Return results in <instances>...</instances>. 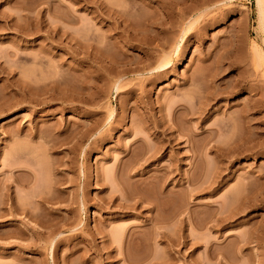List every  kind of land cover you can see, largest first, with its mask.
<instances>
[{"label": "rangeland", "instance_id": "obj_1", "mask_svg": "<svg viewBox=\"0 0 264 264\" xmlns=\"http://www.w3.org/2000/svg\"><path fill=\"white\" fill-rule=\"evenodd\" d=\"M255 4L0 0V264H264Z\"/></svg>", "mask_w": 264, "mask_h": 264}, {"label": "bare ground", "instance_id": "obj_2", "mask_svg": "<svg viewBox=\"0 0 264 264\" xmlns=\"http://www.w3.org/2000/svg\"><path fill=\"white\" fill-rule=\"evenodd\" d=\"M204 1H205V0H204ZM202 2H203V1H202ZM255 2H256L255 5H256L257 15H258V23H259V25H260V27H261V29H262L263 34H264V0H255ZM180 13H182V12H180ZM184 13H185V12H184ZM181 16H182V14H181ZM263 40H264V38H263ZM260 55H261V54H260ZM111 60H113V59H111ZM163 61H164V60H163ZM166 61H167V60H166ZM166 61H165V63L167 64L168 62H166ZM160 64H161V63H160ZM166 64L163 63V64L159 65L156 69H163V68L166 66ZM110 68H112V66H111ZM128 71H129V70H128ZM132 71H133V70H132ZM157 72H158V71H157ZM158 76H159V75H158ZM212 76H214V74H213ZM212 78H213V77H212ZM212 78H210V79H212ZM213 80H214V79H213ZM210 81H212V80H210ZM211 84H212V83H211ZM212 85H213V84H212ZM117 86H118V84H117ZM216 86H217V85H216ZM217 87H218V86H217ZM220 87H221V86H220ZM220 87H219L218 89H220ZM225 87H226V86H225ZM233 87H234V86H233ZM208 88H209V87H208ZM210 88H211V86H210ZM210 88H209V89H210ZM215 88H216V87H215ZM248 88H249V87H248ZM115 89H116V88H115ZM117 89H118V88H117ZM231 89H232V88H231ZM211 90H213V89L211 88L210 90L203 91V92H207V93H208V91H211ZM215 90H216V89H215ZM215 90H213L212 93H213V92H214V93L217 92V91H215ZM232 90H233V89H232ZM232 90H231V91H232ZM247 90H248V89H247ZM221 91H223V93H225L223 89H221ZM203 92H202V94H204ZM234 92H235V91H234ZM219 93H220V91H219ZM216 94H217V93H215V94H211V96H209V94L201 95V96L199 97V101H200V99H201L202 96H203V98H202L201 100H203L204 103H205L206 101H208L209 99H211L213 95H214V96H213V98H214ZM205 95H208V96H205ZM218 95H219V94H218ZM225 95H226V94H225ZM221 96H222V95H221ZM216 97H218V96L216 95ZM213 98H212V100H213ZM220 98H221V97H220ZM215 99H216V98H215ZM203 101H201L199 104L201 105V104L203 103ZM210 101H211V100H209L208 102L211 103ZM213 101H214V100H213ZM199 104H198L199 108H197V109L204 108V106L207 105V102H206L204 105H201V106H203V107H200ZM246 105L248 106L249 104L246 102ZM246 105L244 106V104H243L244 107H247ZM253 106H254V105H253ZM251 107H252V106H251ZM251 107H250V105H249V108H251ZM252 108H254V107H252ZM242 109H243V108H240V115H238V117H237L238 120H239V117L241 118V117L243 116L241 113L244 114V118L246 117L245 114L248 113V112H245V111H247L246 109H248V107H247V108H244V109H245V110L243 109L244 111H243ZM254 109H255V108H254ZM254 109H253V110H254ZM194 110H195V109H194ZM201 110H202V109H201ZM238 110H239V109H238ZM238 110H237V112H235V111H233V112H235L236 114H239V113H238V112H239ZM249 110H250V109H249ZM251 110H252V109H251ZM251 110H250V112H251ZM195 111H196V110H195ZM242 111H243V112H242ZM255 111H256V110H255ZM244 112H245V113H244ZM196 113L198 114V111H197ZM232 114H233V113H232ZM250 114H252V113H250ZM110 115H111V114H110ZM233 116L235 117L236 115L234 114ZM251 116H252V115L249 116L250 118L247 116V117H246V120L243 118L246 122L242 121V118L240 119V121H242V123H243V122H244V123H247L248 121L251 122V120H252ZM231 117H232V116H231ZM234 117H233L232 119H233V120H236V119H234ZM235 118H236V117H235ZM247 118H249V120H248ZM233 120H232V121H233ZM238 120L233 121V122H234L233 125H235V126H233V127L238 126V127L235 128V130L232 129V131H233L234 133H239V128H240V130H241L242 127L244 128V126H243L242 124H241V125H242V127H241V125H240L241 122H240V121H239V122H240V123H239L240 127H239L238 122H237ZM247 120H248V121H247ZM253 120H254V118H253ZM253 120H252V122H253ZM165 122H166V121H165ZM249 122L247 123V126H248V127H249V124H250ZM252 122H251V123H252ZM244 123H243V124H244ZM145 125H146V126H145ZM152 125H154V123H153ZM157 125H158V124H155V125H154L155 129H156V127H158ZM251 125H252V124H251ZM148 126H149V125H148ZM148 126H147V124H144L143 127H142V129H143V128H145V129L147 128V129H148V128H149ZM160 126H162V125H160ZM151 127H152V126H151ZM154 127H153V128H154ZM163 127H166V126H163ZM163 127H161V128H163ZM167 127H168V128H167ZM167 127H166V128H167L166 130H167V131L170 130L169 126H167ZM233 127H232V128H233ZM245 127H246V125H245ZM159 128H160V127H159ZM250 128H251V126H250L249 128H247V130L250 131ZM252 128H253V127H252ZM157 129H158V128H157ZM171 129H172V128H171ZM237 129H238V130H237ZM244 129H245V128H244ZM158 130H159V129H158ZM160 130H161V129H160ZM163 130H164V129H162V132L160 131V132L162 133V134H161L162 136H163V135H166V134H164V133H167V132H165L166 130H165V131H163ZM245 130H246V129H245ZM252 131H253L252 129H251L250 133H248L247 131H245V132H247V133H246L247 135L249 134L248 136H249V139H250V140L252 139L250 136H251V135L253 136V134H252L253 132H252ZM251 132H252V133H251ZM240 133H241V131H240ZM240 133H239V134H240ZM157 134H158V133H157ZM159 135H160V134H159ZM236 135H238V134H236ZM135 136H139V135L135 134ZM239 137H240V135L238 136V138H239ZM240 139H242V138H240ZM249 139H247L246 142H247ZM139 140H141V138L138 137V138L135 140V143L138 142ZM157 140L160 141L159 137H157ZM171 140H172V139H171ZM171 140H168V141L173 142V141H171ZM170 142H168V143H170ZM21 144H22V143H21ZM244 144H245V143H244ZM16 146H17L16 148L18 149L19 145L17 144ZM21 146H22V145H20V147H21ZM136 147H137V146H136ZM215 147H216V146H215ZM213 148H214V147H213ZM216 148L219 149L218 146H217ZM21 149H22V148H21ZM160 149H161V148H155V147H152V148H151V147H150V149H148V152L156 153L157 151H160ZM214 149H215V148H214ZM12 150H14V149H12ZM136 150H137V149H136ZM215 150H216V149H215ZM15 151H16V150H15ZM132 151L135 152V150L132 149V150H129V151H128V154H131ZM138 151H139V150H138ZM196 151L198 152V150H196ZM219 151H221V150L219 149ZM20 152H21V151H20ZM194 152H195V151H194ZM214 152L220 153V152H218V150H217V151H214ZM137 153H138V152H137ZM195 153H196V152H195ZM221 153H222V152H221ZM132 155H134V154L132 153ZM153 155H154V154H152V156H153ZM7 162H8V160H7ZM9 162H10V164L12 163L11 161H9ZM9 162H8V163H9ZM13 163H14V162H13ZM9 166H10V165H9ZM11 167H12V166H11ZM96 178H97V177H95V179H96ZM188 179H189V178H188ZM194 184H195V183H194ZM199 186H200V184H199ZM117 187H118V186H117ZM196 187H197V186H196ZM200 187H202V186H200ZM118 188H119V187H118ZM118 188H117V190L120 191ZM197 189H199V188L197 187V188H195V190H193V191H196V192H200V191H201V190H197ZM8 190H9V187H8L6 184L3 183V184H2V187H1V189H0V192H1V193H0V206L2 205V206L4 207V205H6V204L8 203V202H7V201L9 200V199H8V198H9ZM123 191H124V190H123ZM193 191H192V192H193ZM45 194H46V193H44V195H45ZM123 194H124V193H123ZM123 194H122V192H121V195H123ZM50 195H51V194H50ZM121 195H120V197H121ZM124 195H125V194H124ZM39 196H40V195H39ZM51 196H52V195H51ZM125 196H126V195H125ZM48 197H49V198H48ZM48 197H47V196H46V197H42V196H40L38 199H39L40 201H43V202H44L45 200L48 201V199H51L50 196H48ZM123 197H124V196H123ZM123 197H122V199L124 200L125 197H124V198H123ZM52 199H53V197H52ZM52 199H51V202H52ZM120 199H121V198H120ZM49 201H50V200H49ZM6 202H7V203H6ZM41 203H42V202H41ZM46 203H48V202H46ZM155 203H156V202H155ZM120 205H121V204H120ZM2 206H1V207H2ZM121 207H126V206H125L124 204H122ZM1 209H2V208H1ZM3 209H4V208H3ZM3 209H2V210H3ZM4 210H5V209H4ZM4 210H3V211H4ZM171 211H172V210H171ZM4 212H6V211H4ZM155 218H156V217H155ZM155 218H154V219H155ZM154 219H153V220H154ZM197 219H198V218H197ZM220 219H221V218H220ZM217 220H218V219H217ZM217 220H216V218H215V223H214L215 225L217 224L216 222H218ZM222 220H223V219H222ZM223 221H224V220H223ZM223 221H222V222L220 221L221 223L218 222V225H217V226H219V224H222ZM225 221H226V217H225ZM252 225H253V223H252ZM252 225H251V228H250V229H251L252 231H254V230L252 229V228H253ZM255 225H256V224H255ZM210 226H211V225H210ZM217 226H215V227H217ZM198 227H199V226H198ZM208 228H209V227H208ZM211 228H214V227L211 226ZM254 229H255V228H254ZM256 229H258V228L256 227ZM258 231H259V230H258ZM250 232H251V231H250ZM250 232H249V233H250ZM255 232H256V230H255ZM249 233H248V234H249ZM252 233L254 234V232H252ZM252 233H251V234H252ZM251 234H250V236L252 237L253 235H251ZM258 234H259V233H258ZM258 234H257V233L254 234V235H256L257 240L260 239V238H258ZM119 235H120V234H119ZM250 236H249V237H250ZM247 237H248V236H247ZM251 237H250V239H249V238H246L247 240H245L244 237H242L243 239L240 238V239H242V240H240V241H243V242H241L242 245H246V244L251 243V242L254 240V239H253V240L251 241V239H252L253 237L255 238V236H253L252 238H251ZM259 237H260V236H259ZM262 240H263V239H262ZM254 242H255V240H254ZM217 243H218V242H217ZM136 244H137V243H136ZM210 245H211V244H210ZM212 245H214V244H212ZM216 245H218V244H216ZM219 245H220V244H219ZM212 247H213V246H212ZM215 250H216V249H215ZM210 251H212V250L210 249ZM210 251H209V252H210ZM218 251H219V250H218ZM218 251H215V252H218ZM213 255H214V257L216 258V254H215L214 252H211V256H210V258H212V260L214 259ZM219 256H220V255H219ZM217 257H218V256H217ZM216 259H217V258H216ZM218 260H219V259H218ZM220 263H221V262H220Z\"/></svg>", "mask_w": 264, "mask_h": 264}]
</instances>
